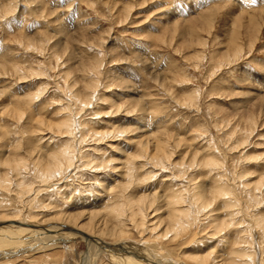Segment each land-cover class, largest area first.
<instances>
[{"label": "rangeland", "instance_id": "obj_1", "mask_svg": "<svg viewBox=\"0 0 264 264\" xmlns=\"http://www.w3.org/2000/svg\"><path fill=\"white\" fill-rule=\"evenodd\" d=\"M68 146L76 165L41 182L38 157ZM24 157L34 190L0 186L8 209L24 205L20 222L82 209L109 219L117 203L131 218L145 197L146 230L103 238L130 243L123 263L141 264L136 252L227 264L244 250L264 264V0H0V174ZM53 241L0 264H82L81 238Z\"/></svg>", "mask_w": 264, "mask_h": 264}, {"label": "bare ground", "instance_id": "obj_2", "mask_svg": "<svg viewBox=\"0 0 264 264\" xmlns=\"http://www.w3.org/2000/svg\"><path fill=\"white\" fill-rule=\"evenodd\" d=\"M61 124H63V122H61ZM63 126L64 127L66 126V128L71 127V125L69 127H67L66 124H63ZM60 127H62V125ZM69 129H71V128H69ZM144 146L146 147V150H147V148H148L147 143H145ZM70 147L71 146H68V147H65V148L59 150L58 151L59 154H55V153H57L56 151H55V153L53 151L54 154H52V152H51L50 153L51 157H50V159L48 158L49 159L48 161L44 160V162H43L42 157H38L41 160H37L35 162V166H36V171H37L36 173H37V175H38V177H39L41 182L48 183L51 179H54V177L59 176V175H60L59 176L60 178H58V180L59 179H60V181L63 180L64 173L65 172L67 173V170H69L70 167H72L75 164V159H77L76 153H74L73 150ZM157 147H159L160 149L164 148L162 141L161 142L157 141ZM33 154H35V153H33ZM34 156L35 155H33V157ZM27 157H29V156H27ZM27 157H24L23 159H20V160H15V161H13L12 164H11V162L7 163V164H10V168L8 167V170L4 174H2V175L0 174V186H1V188L9 189L10 185L12 183H15V185L17 186L18 194H21L22 196L25 195L27 192L34 190L33 187H32L33 185L32 186L27 185V181L28 180L26 181V177L22 176V173L24 172V169L27 168V164H28L27 162L28 161L25 159ZM9 161H10V159H9ZM34 161H35V159H34ZM32 162H33V160H32ZM102 167H103V165H102ZM11 168L15 171V174L17 173L14 176L16 177V179L19 178L18 181L17 180L14 181V178L12 177L13 175L11 176L9 174V170H10V173L12 172ZM77 168H78V166H77ZM27 172H29V171H27ZM27 175H29V174H27ZM217 192H218V190H217ZM213 194H215V193H213ZM152 195H154V194H152ZM43 197H44V195H43ZM169 197H170V195H169ZM148 199L143 197V198H140L138 201L134 202L133 206L135 208H134V211L131 212V214H135V215H133L131 218L129 217L130 219L127 216V211H126L127 207L125 208L124 205L117 203L115 205L112 204V205L107 207L106 213L108 212L109 219H106L107 217L104 218L105 216L103 217L101 215L100 211L89 210L88 212H90V211L91 212L90 213H86L87 211L84 212V209H82V211L79 209L80 212H74V210L73 211H68V212H63V213L62 212L61 213L58 212V213L54 214V216H52L51 218H48L47 221L43 220V221H41V223L37 224V223H34V220H42L43 218H40V215H37V216L34 217L33 223L28 222V221L26 222L25 221L26 220L25 219V211H26V209H25L24 205H21V206H23L22 208H20V206H19L20 209L19 208H9L8 209L7 208L8 206L5 205V203H4L5 201L2 198V199H0V254L13 253V251L20 249V246H22L25 250L26 249L29 250V249H34L35 247L38 248L39 244H44L45 245V244L51 242L52 240H54L53 241V244H54V243H57L56 242L57 239L60 240V239H64V238H68L69 239V238L78 237V238H81L87 244V251L82 256L83 257L82 258V262H81L82 264H96L97 257L99 255L105 254V253L109 254V258L113 261L111 263L124 264L125 261H124V263H123V261H121L120 254L121 253H125V252H129V251H132V250L134 251L133 247L131 248L130 243L128 244V243H125L124 241H119V242H116V243H113L112 245H110L109 243L106 244L105 240H103V238H106V236H110V237H113V238L115 237L116 239L117 238L118 239H123L126 236L128 237L129 233L131 235V230L129 228L130 224L138 226L139 229L143 228L144 230H146L145 229L147 227L146 226V224H147L146 223L147 222L146 221V219H147L146 217L149 218V216H150L149 213L151 212L150 211L151 209L149 210L148 208L151 206V203H152V202L150 203V206H147L146 203L148 202ZM169 200H170V198H169ZM171 200H173V199H171ZM28 202H29L28 204L30 206L31 200L28 201ZM115 202H116V200H115ZM169 202H170L169 203L170 205H174V203H175V202H172V201H169ZM84 203H86V202H84ZM41 205H43V204L41 203ZM23 209H25V210H23ZM185 211H186L185 209H182V214L181 215L178 212H175L174 214L170 213L172 219L169 217V219H171V221H169V224H168V226L166 228V232H165V234H163V238H164V235L168 236L171 233L170 230H172V232L176 230V232H177V227H179L180 225L182 226L183 220L185 221V219H183V215L187 216V213ZM128 213H130V212H128ZM137 216H139L140 219H137ZM188 216H189V214H188ZM41 217H43V216H41ZM20 218H24L25 220L20 222L18 220ZM30 221H32V220H30ZM129 221H131L132 223L129 222ZM47 223H49V224H47ZM151 224H153V223L151 222ZM156 227H158V226H156ZM183 229H184V227H183ZM144 240H146V239H144ZM142 242H144V241H142ZM132 243H134V242H132ZM137 243H138V241H137ZM140 244H141V242H140ZM49 248H51V247H49ZM159 249L160 248H158V250ZM167 249H168V247H167ZM20 250H18V251H20ZM160 250H162V249H160ZM172 252H173V250H172ZM238 252H237V250L234 251V253H238ZM158 253H160V252H158ZM240 253H241V255H240L241 259H238L237 257L236 258H230V259H228L229 261L227 262V264H247V262L244 260V257H247L246 255L250 256V253L249 252H245L244 250L240 251ZM253 255H255V254H253ZM131 256H134L135 258L140 259L141 260L140 261L141 264H147L146 262L145 263L143 262V259H144L143 256L141 257L139 254H136V252L133 255L131 254ZM124 257H126V256H124ZM188 258L189 259L191 258L193 260V261L191 260L192 262H195V261L199 262V264H209L211 259L213 260V257H211V255H206V254H205V256H202V255L198 256L197 255L195 257L190 256ZM125 260L127 261V258ZM152 260H153L152 264H169L171 262V261L170 262L169 261H167V262H159V261L156 260V256L152 257ZM220 261L224 262V260H220ZM252 261H253V259H252ZM133 262H134V260H133ZM147 262H149V261H147ZM174 263H176V262H174ZM185 263H186V261H185ZM212 263L213 264H220L219 262H216L214 260H213ZM222 264H224V263H222Z\"/></svg>", "mask_w": 264, "mask_h": 264}]
</instances>
